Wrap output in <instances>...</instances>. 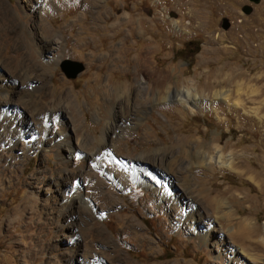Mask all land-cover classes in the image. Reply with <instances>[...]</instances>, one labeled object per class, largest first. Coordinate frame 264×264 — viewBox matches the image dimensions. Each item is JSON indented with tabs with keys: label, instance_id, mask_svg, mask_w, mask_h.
I'll use <instances>...</instances> for the list:
<instances>
[{
	"label": "rangeland",
	"instance_id": "1",
	"mask_svg": "<svg viewBox=\"0 0 264 264\" xmlns=\"http://www.w3.org/2000/svg\"><path fill=\"white\" fill-rule=\"evenodd\" d=\"M0 264H264V0H0Z\"/></svg>",
	"mask_w": 264,
	"mask_h": 264
},
{
	"label": "bare ground",
	"instance_id": "2",
	"mask_svg": "<svg viewBox=\"0 0 264 264\" xmlns=\"http://www.w3.org/2000/svg\"><path fill=\"white\" fill-rule=\"evenodd\" d=\"M95 5V4H94ZM92 7V6H91ZM97 7H98V5H97ZM7 15H9L8 13H7ZM4 16V15H3ZM6 18V17H5ZM51 36H53L52 34H51V32L50 31H47L46 32V34H45V37L44 38H47L48 40L47 41H50V40H52L51 39ZM54 39V38H53ZM31 71H33V69H31L30 70V72ZM32 73V72H31ZM31 73H30V75L28 74V75H26V77H30L31 76ZM34 75V74H33ZM132 88V87H131ZM135 89V88H134ZM133 91V90H132ZM159 91V90H158ZM160 93V95L162 94V91L161 92H159ZM167 93H170V89H168L167 91H166V93H163L162 95H166ZM191 92H189V90L188 91H186V92H181V91H177L176 93H173V97H175L176 99H178V100H184V101H186V102H189V103H196V102H198V98L197 97H195L194 95L192 96L191 94H190ZM63 94V93H62ZM161 95V97L160 98H162V97H164V96H162ZM214 95H215V98H222L223 100H229V94L227 93V92H224V90H215V93H214ZM62 97H63V104H65L64 106H63V104H62V106L60 107V108H56V109H61V108H69L70 109V111L72 110V113H73V107H72V101L70 100V98H69V96L66 94V95H62ZM229 97V98H228ZM56 98V97H55ZM60 98V97H59ZM137 99V98H136ZM144 99V98H143ZM56 100V99H55ZM55 100H54V103H55ZM57 101V100H56ZM141 101H142V99H141ZM68 104H70V105H68ZM57 106H59V105H57ZM102 142H104V141H102ZM194 143H195V145L196 146H202V145H204V144H202V142L201 141H198V140H196V141H193ZM203 143H204V141H203ZM81 145H82V143H81ZM86 147H87V144H86ZM107 147V145H106V143L104 142L103 143V145H102V147H100V149L97 151V152H94V158H96L97 157V154L99 153V155H101V150L102 149H105ZM186 147H187V149H189L188 147H189V143H187V144H182V146L181 147H179V149H178V151H179V153L180 154H176V155H174V157H173V159H172V163L173 164H177V165H179L178 166V170H179V172H182L183 171V169H182V167H184L183 166V156L184 155H189V153H190V151L189 150H187L186 149ZM174 154H175V152H174ZM206 156L205 155H203V159L205 158ZM154 158V157H153ZM155 158H156V156H155ZM202 159V160H203ZM144 161V159H142V158H139V161ZM206 160V159H205ZM208 160V159H207ZM204 162V161H203ZM159 165V164H158ZM180 165H181V167H180ZM141 167H143V168H141V170L139 169V167H137L135 170L137 171V172H141V173H143V175H145V177H149V178H151V180H153L154 182H156L157 184H162V188H164V190H165V192H169L170 191V189L168 188V187H164V184H163V182L162 181H160V179H159V177L155 174V176L154 175H152L151 173H149V172H147V166L145 165V166H141ZM135 171V172H136ZM136 172V173H137ZM190 178V177H189ZM140 179V178H139ZM188 182H190L189 181V179H188V177H187V179H184V181H183V185L185 186L186 185V183L187 184H189ZM186 187H187V185H186ZM185 187V188H186ZM193 190L194 189H192L191 191H188V193H192L193 192ZM197 190V189H196ZM192 198V197H191ZM214 203H215V212H216V210L218 211V210H220V208H221V201L219 200V199H217V198H214L213 200H212ZM104 204V203H103ZM227 215V214H226ZM235 217H234V215L233 214H229L228 215V220H229V222H230V224L232 223L231 221H233V220H235L234 219ZM132 222V221H131ZM235 224H237V229H235V230H232V229H230V228H227V226H225V227H223V229H227V231H228V233H229V235L232 237V238H235L237 235H239L240 233H242V234H246L247 236L248 235H252V234H254V231L252 230V225L250 224V223H248L247 222V220H245V219H239V220H237L236 222H235Z\"/></svg>",
	"mask_w": 264,
	"mask_h": 264
},
{
	"label": "water",
	"instance_id": "3",
	"mask_svg": "<svg viewBox=\"0 0 264 264\" xmlns=\"http://www.w3.org/2000/svg\"><path fill=\"white\" fill-rule=\"evenodd\" d=\"M254 3H260L261 0H250ZM243 11L250 14L253 11V7L250 5H245ZM230 27V21H226L225 28ZM61 68L69 78H75L85 69L84 63L72 59H64L61 63Z\"/></svg>",
	"mask_w": 264,
	"mask_h": 264
}]
</instances>
